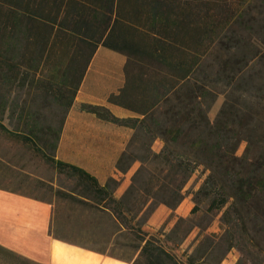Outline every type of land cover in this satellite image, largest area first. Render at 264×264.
I'll return each instance as SVG.
<instances>
[{
    "label": "trees",
    "instance_id": "trees-1",
    "mask_svg": "<svg viewBox=\"0 0 264 264\" xmlns=\"http://www.w3.org/2000/svg\"><path fill=\"white\" fill-rule=\"evenodd\" d=\"M99 47L125 58V82L108 101L135 113L118 119L106 107L83 106L133 131L114 166L122 173L138 167L119 198L113 177L101 185L55 154ZM33 81L39 99L28 97L31 87L22 100L10 99L13 83L23 90ZM49 92L62 107L56 130L37 107ZM219 96L221 106L210 120ZM0 131L75 182L76 192L60 201L82 210L109 209L117 234L133 233L131 264H204L216 239L224 244L218 262L238 248L236 264H264V0H0ZM156 140L159 151L152 149ZM5 165L0 159V177ZM199 168L204 178L192 191L189 216L177 218L165 234L144 231L158 206L178 208ZM215 218L221 234H202ZM181 228L187 230L176 247L194 228L199 231L178 258L163 243Z\"/></svg>",
    "mask_w": 264,
    "mask_h": 264
},
{
    "label": "crops",
    "instance_id": "crops-1",
    "mask_svg": "<svg viewBox=\"0 0 264 264\" xmlns=\"http://www.w3.org/2000/svg\"><path fill=\"white\" fill-rule=\"evenodd\" d=\"M99 50H106L120 57L122 62L118 67L123 75L124 84L125 58L118 52L99 47L89 63L88 69ZM83 80L82 84L84 83ZM80 87L75 94V99L81 91ZM111 94L114 93L111 92ZM111 94L106 97L108 102L106 108L114 116L116 115V118H122L123 116H117V111L128 112L129 110L110 103L108 99ZM74 103L63 123L55 152L56 159L82 167L91 176L93 175L101 185H105L108 177L118 173L114 166L115 161L126 147L133 131L128 127L115 124L117 128L124 129L123 134L119 138L111 137L108 129L105 133L101 132L100 129L102 125L106 124L108 128L113 123L103 121L91 112L99 129L94 128L93 124L89 126L83 120L85 115L80 114V112L78 114L80 119L73 120L71 119V110ZM130 118L133 117L130 116ZM104 159L110 160L109 165L105 166L103 162L99 161V165L91 167L79 162ZM129 183H119L113 192L114 196L119 198ZM115 226V217L109 209L104 211L99 209L82 210L67 201L51 200L49 203L42 199L0 189V247L5 255L10 256L9 259L17 260L19 263L131 264L136 257L132 249L129 250L132 251L129 255L128 250H125L126 252L117 250L112 252L101 248L106 244H108L107 246L115 245L117 233H120ZM116 252L128 255L116 256L114 254ZM4 261L9 262V260Z\"/></svg>",
    "mask_w": 264,
    "mask_h": 264
},
{
    "label": "rangeland",
    "instance_id": "rangeland-1",
    "mask_svg": "<svg viewBox=\"0 0 264 264\" xmlns=\"http://www.w3.org/2000/svg\"><path fill=\"white\" fill-rule=\"evenodd\" d=\"M19 58V57H18ZM52 58L54 56L52 55ZM64 59H68L64 57ZM20 60V59H19ZM67 61V60H66ZM122 60L117 55H113L106 50H99L97 52L96 57L92 61L89 66L87 75L83 80V84L80 87V92L76 95L74 107L71 110V119L76 120L80 119L78 115L79 112L82 115H85L83 120H85L89 126L93 124L98 128V125L95 123V117L92 114L85 110H83L84 105H96L99 107H108V102L106 101V97L112 93L118 94L120 87L123 84L122 77L123 75L119 71V64H121ZM11 87V86H10ZM31 87L32 92L29 94V98H32V95L35 93V96L38 98L39 95L36 93L35 87L36 84L34 81L30 83H26V86L22 90L18 87V84L13 83L10 89V99H14L19 96L21 100L25 97V91ZM55 86L54 89L55 90ZM5 90V89H4ZM133 99L138 95L136 92H132ZM34 96V95H33ZM47 101L43 103V101L38 100V108L40 112H42L46 116V123H49L53 126V129H58L59 127V119L62 114V107L54 105L55 97H53L52 93L49 92L47 95ZM39 99V98H38ZM222 96L217 98V101L212 105L213 107L210 109L208 116L210 120H213L215 115L220 108V104L222 102ZM36 104V101L34 102ZM129 112V113H128ZM125 112L124 110L117 111V116H123L122 118H130L135 115L133 111ZM54 113V114H52ZM85 113V114H84ZM116 116V115H115ZM94 118V119H93ZM97 118V117H96ZM44 121L42 120V123ZM4 124H8V120L5 119L3 121ZM45 123V122H44ZM93 128V127H92ZM99 129V128H98ZM106 129L111 133V137H122L123 130L122 128H117L115 124H111L110 127L107 128L106 124L102 125L101 132L105 133ZM6 135L0 131V159L6 164L7 172L6 176L0 177V186L5 188L14 189L20 193L24 192L34 197L44 198L46 200H56L59 201L63 199V195L68 192H76V185L71 179H68L65 174H60L58 171L51 165L47 164L45 159L34 152L30 146L19 145L18 143L7 141ZM162 143L159 140H156L152 144V149L155 151H159ZM245 144L241 143L239 145V149L237 154H242L244 151ZM47 154L52 155L50 151H47ZM103 162V165H109V159L104 160H90V161H79L80 163H85L88 166H96L99 165L100 162ZM116 162V161H115ZM138 167V163H134L133 167L127 172H116V175L112 177L117 180L120 184L121 182L126 184L130 182V177L134 173L135 169ZM204 174L202 169H197L190 181L184 187L183 192L185 193L184 199L178 205V208L175 210H171L165 205H160L158 208L151 214L150 218L146 221L145 225H143V230L148 232L149 234L164 233L173 228L176 224L177 218L187 217L190 214L191 209L193 208L192 203V194L193 190H195L203 180ZM187 228H181L179 235H172L171 241H167L163 244L169 246L173 252L181 258V254L186 253V247L190 246L194 241V238L199 231L198 228H194L193 231L189 233L183 243H180L178 247L174 246V244H178V240L184 236V232ZM219 227V221L217 218L212 222L210 226H208L205 230L202 231V234H221ZM117 239L115 245H103L102 249H107V251L114 250L120 252H126L125 250H131L133 253L135 252L134 246L137 244V239L131 232H123L121 234H117ZM218 239L215 240L213 249L210 250V254L205 258L204 264H236L237 259L240 256V252L238 248H233L227 252L221 262H218V258L223 252L224 244L223 242L218 244ZM127 251V253H128ZM131 251V252H132ZM193 248L190 247L189 252L191 253ZM129 251V255L131 253ZM116 256H126L128 254L114 253ZM7 257V258H6ZM10 256L5 255V252L0 250V264H24L19 263L17 260L9 259ZM185 258V257H183ZM9 260V262L4 261ZM202 260H198L197 264L202 263ZM258 261V260H257ZM248 264H255L253 260H251Z\"/></svg>",
    "mask_w": 264,
    "mask_h": 264
}]
</instances>
